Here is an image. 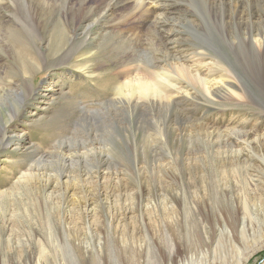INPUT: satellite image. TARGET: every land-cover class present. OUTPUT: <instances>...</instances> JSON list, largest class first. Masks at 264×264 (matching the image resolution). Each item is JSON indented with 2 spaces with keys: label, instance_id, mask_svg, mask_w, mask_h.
I'll return each mask as SVG.
<instances>
[{
  "label": "rangeland",
  "instance_id": "374dc122",
  "mask_svg": "<svg viewBox=\"0 0 264 264\" xmlns=\"http://www.w3.org/2000/svg\"><path fill=\"white\" fill-rule=\"evenodd\" d=\"M64 1L76 10L80 5L60 0L58 6ZM85 1V7L98 14L111 2ZM123 1L99 23L103 34L88 38L93 43L79 33L78 20L85 11L80 9L73 26L63 25L70 38L77 36L72 41L78 39L79 48L64 63L58 56L71 42L60 49V39L51 37V24L43 23L41 15L33 17L39 38L30 41L26 32L32 21L23 20V3L5 0L0 7V26H14L21 33L18 42L8 39L14 57L0 52V81L22 89L27 82L38 93L27 98L13 119L9 115L14 101L0 104V142L11 139L0 151V264H264V147L262 158L245 160V142L233 146V138L227 142L220 134L248 132L255 139L264 132V111L209 102L186 80H175L177 89L165 85L162 90L174 95L166 111L169 130L176 135L168 138L167 146L153 142L146 149L141 148L143 131L137 127L142 124L137 122L145 124L146 132L151 123L167 118L165 109L139 105L135 111L133 100L117 94L120 84L136 70H149L151 62L170 73L168 58L175 54L165 51L192 57L196 43L209 51L201 50L193 73L216 69L208 65L210 57L221 55L224 44L229 46L220 30L230 35V42L237 23L243 35L255 34L264 31V18L245 10L239 20L226 9L222 22L216 19L218 10L206 7L205 0H171L165 19L174 33L165 50L162 37L171 27L153 29L154 20H146L140 8L135 15L126 9L137 5L134 0ZM230 55L235 71L243 79L249 74L264 90V55L254 56L251 50ZM27 70L30 75L24 78ZM248 98L264 104L261 98ZM157 114L162 117L154 118ZM177 121L187 130L177 128ZM153 128L147 132L155 141Z\"/></svg>",
  "mask_w": 264,
  "mask_h": 264
},
{
  "label": "bare ground",
  "instance_id": "6f19581e",
  "mask_svg": "<svg viewBox=\"0 0 264 264\" xmlns=\"http://www.w3.org/2000/svg\"><path fill=\"white\" fill-rule=\"evenodd\" d=\"M4 1L5 0H0V7H2V5H4V3H3ZM59 1L60 0H20V3H23V6H22L23 8L21 10V13H22L21 15L23 17V20L27 17V18H29L32 21V29H28V31L26 32V34L27 33L30 34V39H29L30 41L31 40L33 41V37L39 38V34L37 33V29L38 28H36V26H35V24L33 22V17L35 18V16L38 14V15H41L43 17V19H45V20H43V23L45 22V23H47V25L49 23L51 24L49 26L48 30L52 33L51 37L57 38V39H55L57 42H59V39H60V42L58 44L60 49H62L66 44H68V43L70 44V42H71L70 46H66V48L64 47L65 49L63 48V50H61L62 52L59 53L60 56H58L59 58L58 57L57 58H58V61L60 63H64L65 61H67L70 58L71 55L75 54V52L79 50V48H77L78 45L76 46L78 39L75 40V41H72L77 36L76 35L75 36L71 35L72 38H70V35L65 31L66 28L63 27V25L68 24V26H73L74 25V18H76L78 16V14H79V12L81 10H83V11H85V16L81 17L78 20V23L81 24L80 25V30L81 31H79V33L81 32V35L85 36V39L90 38V36H92V35H94V37L101 36L103 34V29L99 28L100 27L99 23H102L101 21L106 22L107 21V16H111V14H113L111 12L116 11V8H118V6H119L118 4L124 2L123 0H111L110 3L105 4L103 6V8L100 9V14H98L96 12L95 13L92 12V10H94V8L85 7V5H84L85 2H86L85 0H76V1L80 2V5H79L77 10H76L75 7H70L68 1H64V3L61 4V6H58ZM127 1L129 2V1H132V0H127ZM169 1H171V0H134L133 2H135V4H137V5H135L134 7L130 6L129 8H126V9H129L130 14H134V15H135L136 12H137L136 14H138V10L140 8L141 9L140 14L142 13V15L146 17V20H148V19H153L154 20L153 21V29L155 27V28L158 29V31H160L162 28L164 29L166 26H170L171 27V29L168 28L166 31H164V35L162 37L165 40V42H164L165 44H163L164 48L163 47L162 48L165 49V50H167L168 44L173 41V39L170 37V33H174V30H173L174 26L171 25V23H169L165 19V14L167 13V9L169 8V4H170ZM260 1L261 0H205V6L206 7H210L211 10L212 9L218 10L217 14H220V15H217L216 19L223 22V19L226 16L224 14L226 9L230 10L233 18L239 19V20H243V18H244L243 17V14H244L243 11H245V10H246L247 14L251 13V16L254 13H259L261 15V18L262 17L264 18V2L262 3ZM130 4H132V3H130ZM119 9H123V8H119ZM124 11H125V9H124ZM128 13H126V15ZM12 16H14V15H12ZM251 16L248 19H256V17H251ZM62 17L64 18V20L61 19ZM141 18H142V16H141ZM123 19L125 20V18H123ZM126 19H127V17H126ZM36 21H38V19H36ZM250 21L252 22V20H250ZM54 22H56V23H54ZM139 22H140V20H139ZM148 24L150 25V23H148ZM222 27H224V25ZM239 29H240V23H237L235 25V29H234L235 33L233 34L232 37H229V39H231L230 42L227 39L229 34L227 35V33L224 30H220V32L223 35L224 42L226 43L228 41L229 46L228 45L226 46L224 44L223 48H222L221 55L217 54L216 56L214 55V57H210V63L208 65L209 66L216 65V69H209V70H207V72L205 74L200 72V70H197L196 73H193L194 69L199 67L198 66L199 63H197V64L195 63V62L198 61V59H196V58L203 56L201 50L209 51V49H207V47L204 44L202 45L201 43H196V44H194V49L192 50V52H190V53H192V57L191 56L187 57L185 54L181 55L178 52L177 53L176 52L175 53H171V52L165 51L166 53H169V54H175V57L174 56H169V58H168L169 61H170L171 69H172V71L170 73L167 72V69L165 71L162 68H160L162 70L157 68L159 63L151 62V64L149 65V70H145L144 69L143 72H141V71L138 72V70H136L137 73L133 72V73H135L134 75H132L131 77H128L127 78L128 80H126L125 82L120 84L117 87V94L119 95V97L124 96V99L128 98L127 100H133L134 101V107H135V108H133V110H135V111L137 110L136 108L139 105L143 106V107L149 106V107H147V109H150V110H154V108L159 107V109L163 108L166 111L168 109L167 104L169 102V99L172 98V97L174 98V95L173 96L167 95L166 92H164L162 90V86L166 85L167 87H171V88L177 89L176 88V84L177 83H176L175 80L179 81L180 79H183V80H186L187 83L189 82L188 84H190L194 89L200 90V92L203 95V97L209 102L214 101V100H219V101L222 100V102H227L231 106H234V105L241 106L242 105V106H246V107L252 108L253 109L252 112H261V111L263 112L264 111L263 110L264 104H260V103L257 104L255 102L252 103L251 100L248 98V96H251L252 98L254 97V98H257V99L261 98L259 100L263 101L264 100V90L262 89V87L261 88L257 87L255 85V82H252V80H251L252 78L250 79L248 77L249 74H248V76L244 75L243 76L244 79H243L239 75L240 72L238 71V73H237L235 71L233 66H231V61L233 59H232V55H230V54L232 53V51H234V52L236 51L237 52V50L240 51L241 53H242V51H245V50H251L252 53L254 54V56H258L259 57V56L264 55V31L262 29H259L255 34H253L252 31H250L246 35H243L242 33L239 32ZM128 31H130V30H128ZM212 33H214V32H212ZM18 35H21V33H20V31H19V29L17 27H14V26H9L8 27L7 25L6 26H4V25L0 26V52L5 54L6 57L7 56H12V57L15 56V53H14L15 48L10 47V44L8 43V39L13 38L16 42H18V38H17ZM168 36L171 39L167 40ZM83 39H84V37H83ZM43 40H45V39H43ZM88 40L90 41V39H88ZM213 40H212V43H213ZM90 42L93 43L92 39H91ZM215 42H216V40H215ZM34 47H35V44H34ZM38 48H39V46H38ZM158 50H159V48H158ZM38 51H40V50L37 49V52ZM55 51H56V49H55ZM219 52H221V51H219ZM214 53H215V50H214ZM211 54H212V52H211ZM83 55H85V54H83ZM161 55H162V53H161ZM251 59H252V57H251ZM236 60L239 61L238 59H236ZM163 61H165V60H163ZM42 62H43V60H42ZM252 63H253V61H252ZM240 64H238V65L240 66ZM28 65H29L28 63H23V66H28ZM43 65H45V64H43ZM59 65H62V64H59ZM34 67H33V69H35ZM244 67H245V65H244ZM81 68H82V66H81ZM33 69H32V71H33ZM135 69H137V68H135ZM135 69H133V71ZM130 70L132 71V69H129V71ZM252 70H254V72L256 71L255 66H254V69H252ZM252 70H251V72H252ZM210 71H221L222 74L216 75L215 73L210 72ZM23 75H26V77L25 76H23V77L27 78L28 75H30V74H28V70H27V72H23ZM263 77H262V81H263ZM2 78H3V76H2ZM253 81H254V79H253ZM8 84H10V83H8ZM26 84H27V82H26ZM26 84H25V87L22 89L21 87L19 88V86L15 85V84L14 85L10 84V85L6 86V85L3 84L2 80L0 81V104L2 102L5 104V100L14 101V103H15V104H11V114L9 115L10 119H13V118H15L17 116V113L19 112V110L21 108L24 107V104L28 100L27 98H29V96H34L36 94V90L33 87L26 86ZM248 85L252 86L253 89L255 91H257V92H254L250 87H248ZM253 92L255 94L256 93L257 94L255 95ZM178 93H180V92H178ZM185 93L183 92L182 95H185ZM36 95H38V93ZM120 95H122V96H120ZM185 97H187V96H185ZM191 97H193V96H191ZM163 100H165V101L162 102ZM119 101H117V102H119ZM214 102H216V101H214ZM161 103H163V105H162L163 107L162 106L160 107ZM227 106H228V104H227ZM121 109H122V107H121ZM256 109H258V110H256ZM122 111H123V109H122ZM168 112L169 111L165 112L166 115H167V118H164L165 119L164 121L160 122L158 120L156 124H152V123H151V125L148 124L150 127H154L153 130L155 129V133H157V135H158V140H155V141H154V139H150V137H149L150 134H148V132H147L150 127H147L146 132H145V127H143L145 124L140 122V121L137 122V123H141L142 124L141 127H137L138 130H140L141 132L143 131L142 133H143V138L144 139L142 137H139V138H141V142L143 141L142 142L143 144H141L142 145L141 148H146L147 149V148L150 147V145H152L151 143H153V142L155 144H161L162 146H167V141L169 140L168 138L171 137L173 132L176 135L175 131H173L172 129L169 130V128H170L169 127L170 126L169 123L171 121L169 122L170 114ZM173 112H174V110H173ZM157 113H158V110H157ZM159 114H160V112H159ZM159 114L155 115L154 118L156 117V118L160 119L162 117V115H159ZM252 114H254V113H252ZM131 116L135 117V119H136V116H134V115H131ZM176 116H178V115H176ZM181 118H185V117L181 116ZM132 119H131V121H132ZM180 119H178V120L180 121ZM139 120H140V118H139ZM179 121H177L178 122L177 128H180L183 131L187 130V126L185 124H180V126H179ZM150 122H152V121H150ZM198 126H199L200 129L202 128L203 129L202 131H205L209 136L213 135V131H208V129L206 127H203V125H201V124H198ZM101 127H103V126H101ZM4 128L6 129V126H4L2 128L3 131H4ZM221 132H224V131H221ZM220 134H221V136L223 135L222 137L226 136L225 138L228 139V140L226 139L227 142L229 141L230 137L233 138V139H231L232 143L230 142V144L233 145V146H234L235 143L241 144V143L245 142L246 148L249 150V153H248L247 157L245 158V160L253 159L255 157L256 158L257 157L258 158L259 157H261V158L263 157V156L260 155V152H261V148L264 147V132L261 135H257L255 137V139L253 138L254 140L251 139V137H250L251 133H248V132L247 133H242V132H231V131L225 130L224 133H220ZM224 134H226V135H224ZM184 137L185 136H183V139H184ZM9 139L10 138H3L2 139V141L0 142V151H5L9 147V143L11 141V139L10 140ZM181 140H182V137H181ZM252 140H253V142H252ZM228 145H229V143H228ZM146 149H144V150H146ZM234 150H236V149H234ZM233 152H235V151H233ZM144 153H145V151H144ZM238 160H239V158H238ZM260 160H264V158H262Z\"/></svg>",
  "mask_w": 264,
  "mask_h": 264
}]
</instances>
